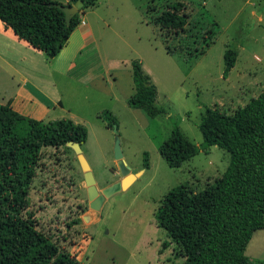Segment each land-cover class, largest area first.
<instances>
[{
	"label": "rangeland",
	"instance_id": "rangeland-1",
	"mask_svg": "<svg viewBox=\"0 0 264 264\" xmlns=\"http://www.w3.org/2000/svg\"><path fill=\"white\" fill-rule=\"evenodd\" d=\"M97 1L86 10L98 42L88 54L93 63L85 65L84 72L53 76L54 97L62 104L52 106L42 96L39 99L37 80L24 84L1 54L0 103L23 87L33 102L41 103L36 110L44 113V120L82 121L88 137L81 149L98 191L122 178L114 157L113 126L99 117L109 111L116 119L122 160L137 177L105 198L94 221L72 223L89 208L83 172L70 147L48 146L42 149L25 212L33 215L38 230L81 264H183L179 246L157 224L155 211L171 188L185 185L199 191L212 182L226 169L230 156L210 146L173 167L159 147L173 126L200 145L199 123L207 109L231 114L264 90V1ZM175 1L184 3L188 23L183 31L167 35L152 17ZM1 33L5 32L0 27V37ZM8 45L6 58L11 62L19 56L39 68L47 60L44 53ZM228 48L236 51V59L224 74ZM132 61H140L156 86L154 115L127 104L134 92ZM245 254L250 264H264V228L254 231Z\"/></svg>",
	"mask_w": 264,
	"mask_h": 264
},
{
	"label": "trees",
	"instance_id": "trees-1",
	"mask_svg": "<svg viewBox=\"0 0 264 264\" xmlns=\"http://www.w3.org/2000/svg\"><path fill=\"white\" fill-rule=\"evenodd\" d=\"M82 2L81 13L96 0ZM58 4L63 3L0 0V21L50 61L81 22L79 12L66 25ZM184 10L182 1L171 2L152 21L167 35L177 34L188 23ZM223 59L226 74L234 66L236 51L226 49ZM131 64L134 92L127 104L154 115L156 86L140 61ZM99 117L108 127L116 123L107 110ZM199 129L203 141L197 145L173 126L159 147L160 154L170 166L179 167L200 150L217 146L229 153V164L199 191L185 185L171 188L160 200L155 220L179 246L183 264H250L246 246L254 231L264 228V90L231 114L207 109ZM87 136L86 126L70 118L37 119L21 114L10 102L0 103V264H81L52 236L38 230L33 215L25 211L42 149L68 141L82 145Z\"/></svg>",
	"mask_w": 264,
	"mask_h": 264
},
{
	"label": "crops",
	"instance_id": "crops-1",
	"mask_svg": "<svg viewBox=\"0 0 264 264\" xmlns=\"http://www.w3.org/2000/svg\"><path fill=\"white\" fill-rule=\"evenodd\" d=\"M57 1L63 4L69 3V0ZM97 2L98 1L96 0L93 6L86 8L84 12L80 13L81 22L71 32L66 44L61 49L59 54L50 60L49 63V60L47 59V61L45 57L41 61L39 68L31 62L27 63L23 57L15 56L14 59L17 57L19 60L12 62L7 60L6 55L8 53L6 48L9 47V42L13 43L14 46L23 45L25 47L31 48L40 54L43 52L36 50L26 41L18 39L12 30L6 28L0 21V27L3 28L5 32L1 33L2 37H0V54L3 63L10 67L12 71L18 76V78L26 85L30 84L31 81L33 83V80L36 79L39 84L37 86L34 85V88L37 89L38 97L40 99L42 96L43 100H48V105L54 106L62 104L61 99L57 100L54 97L56 94L52 85V83H54V74L61 76H71L76 71L84 72L85 65L93 63L91 57H89L88 54L91 50H93V48L96 46L98 47V42L94 36L91 23H89L86 19V10L95 7ZM106 73L110 74V69L108 67H106ZM2 101L4 102L1 103L10 102L12 107L21 114L44 120V113L42 111L36 110V108L41 106V103L39 101L33 102V100L30 98V94L27 91H24L23 87L15 89L14 95L8 96L6 100L3 98ZM78 121L82 122L80 120Z\"/></svg>",
	"mask_w": 264,
	"mask_h": 264
},
{
	"label": "water",
	"instance_id": "water-1",
	"mask_svg": "<svg viewBox=\"0 0 264 264\" xmlns=\"http://www.w3.org/2000/svg\"><path fill=\"white\" fill-rule=\"evenodd\" d=\"M57 6L64 12L66 25H69L71 18L81 11L83 2L82 0H76L72 4H58ZM113 130L115 133L113 145L114 157L117 163V168L122 178L119 181H116L104 187L100 191H98L95 185L93 173L86 157L82 152L81 145L78 142L74 141H68L66 143V146L70 147L76 154V158L83 172L84 181L87 186L89 208L81 215V220L86 224L91 223L97 218L98 212L105 198L118 191L126 189L137 177V173L130 172L129 168L126 167L122 160L123 154L120 145V139L118 136V130L115 124L113 125Z\"/></svg>",
	"mask_w": 264,
	"mask_h": 264
}]
</instances>
